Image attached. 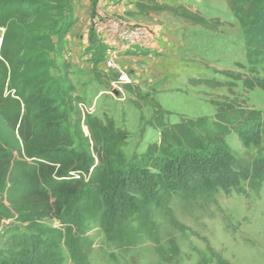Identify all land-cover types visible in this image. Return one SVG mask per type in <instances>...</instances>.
<instances>
[{
	"label": "trees",
	"instance_id": "trees-1",
	"mask_svg": "<svg viewBox=\"0 0 264 264\" xmlns=\"http://www.w3.org/2000/svg\"><path fill=\"white\" fill-rule=\"evenodd\" d=\"M136 6L143 16L168 12L212 32L224 26L187 6L158 0ZM74 25L70 0H0V219L28 224L26 234L0 250V264H63V248L73 264H90L86 225L92 221L119 243L126 218L153 232L155 211H172L177 199L212 204L221 192H258L264 183V159L242 156L227 142L237 133L246 152L260 149L264 112L232 104L219 105L212 122L201 117L167 124L171 112L147 95L160 142L128 160L122 150L127 132L113 121L83 117L69 67L58 80L51 74L49 52L62 58ZM223 74L246 90L264 91V77ZM189 84L221 85L209 79ZM53 218L60 227L43 224Z\"/></svg>",
	"mask_w": 264,
	"mask_h": 264
},
{
	"label": "rangeland",
	"instance_id": "rangeland-1",
	"mask_svg": "<svg viewBox=\"0 0 264 264\" xmlns=\"http://www.w3.org/2000/svg\"><path fill=\"white\" fill-rule=\"evenodd\" d=\"M158 1L175 7H190L208 19L220 18L224 26L212 32L185 23L168 12L143 16L136 6L138 0H90L92 13L89 11L87 15L102 24L104 32L113 33L109 28L113 20L126 19L131 25L149 29L156 43L154 51L131 57L132 65H128L135 71L141 68L140 76L116 59L136 83L126 87L130 91L126 102H119L109 94L100 97L92 116L104 124L113 121L117 128L128 133L122 147L128 160L160 140V131L150 125L154 110L148 104L147 95L155 100L159 95L161 102L157 101L171 112L164 118L167 124L201 117H208L212 122L219 105L232 104L238 109L264 112L263 90H246L242 81L223 74L229 72L250 79L264 77V0ZM75 3L81 8L86 6V0H70L72 7ZM111 5L116 11L109 17L107 7ZM94 43L91 45L95 48L96 59L92 71L96 80H103L108 90L114 75L99 71L101 65L104 71L106 48L102 43L97 44V40ZM49 57L54 79H60L68 66L73 82L71 65L55 52H49ZM120 61L127 62L124 56ZM143 74L148 76L146 83L138 85L137 80L143 79ZM190 79H209L221 85H191ZM169 82H173L172 85L168 86ZM89 89H85L88 97L81 103H95ZM82 125L88 135L84 121ZM239 139L237 133H232L227 142L242 156L248 154L249 159H264V138L260 149L249 152L243 149ZM18 220L17 217L0 219V250L12 245L13 237L26 234L28 224ZM154 221L155 231L149 232L141 230L133 217L122 220L123 238L119 243L110 241L98 222L88 223L86 236L93 244L89 251L90 264H264V183L258 192L248 189L242 193L221 192L212 204L177 199L172 211H155ZM43 224L60 227L55 218L44 220ZM63 257V264H73L67 248H63Z\"/></svg>",
	"mask_w": 264,
	"mask_h": 264
},
{
	"label": "crops",
	"instance_id": "crops-1",
	"mask_svg": "<svg viewBox=\"0 0 264 264\" xmlns=\"http://www.w3.org/2000/svg\"><path fill=\"white\" fill-rule=\"evenodd\" d=\"M99 4L102 5L101 1L99 2ZM104 5H109V4L105 3ZM91 9L92 6L90 0H86V6L84 8H81V6H79L78 3H75V25L73 26L72 30L65 39V48L62 56L63 60L67 61L71 65L72 80L76 87V93L78 96H80L83 99H86L88 97L87 95L88 89L86 93L84 92L86 88L91 89L90 93H92L91 95L92 98H97L101 92H106L107 90L105 89L106 85L103 83V80L97 81L96 80L97 78L92 71V68L94 67L93 62L96 59L95 58L96 51L91 44H95L94 43L95 40H97V44L102 43L105 46L106 51L104 52V57L110 54L114 55L122 66L126 67V69L130 68L134 71H135L134 67L128 65V64L132 65L131 57L134 54L140 55L147 53V51L152 52L154 51L156 46L153 36V40L149 45L144 46L142 48H137L136 50L133 51H125L124 48L122 47V44L119 42L118 38L113 33L104 32L103 27H101L102 24L94 21L91 15H87L89 11L90 13H92ZM117 9H122V8L118 7ZM107 11L110 12L107 13L108 16L111 17L113 12L116 11V7H113L111 5L107 7ZM123 56L124 58H126L127 62L122 63L120 61V58H122ZM139 57L142 58V56ZM147 66L149 67V65ZM101 67H99V71L109 76V74L107 72H104ZM135 72H136V76H140L138 72L143 73V70L140 68ZM143 76H144L143 79L137 80L138 85H143L146 83L148 76L144 74ZM155 83L158 82L155 81ZM172 83L173 82H169L168 86L172 85ZM83 85L86 88L81 87ZM161 89H157V90H161ZM165 89H167V87ZM127 92L130 93V91L128 90ZM156 97L157 100L161 102L159 95H156ZM99 99L100 98H98V101ZM159 141H157L156 143H158Z\"/></svg>",
	"mask_w": 264,
	"mask_h": 264
},
{
	"label": "built area",
	"instance_id": "built-area-1",
	"mask_svg": "<svg viewBox=\"0 0 264 264\" xmlns=\"http://www.w3.org/2000/svg\"><path fill=\"white\" fill-rule=\"evenodd\" d=\"M110 30L118 38L119 42L125 51H133L137 48H142L149 45L153 40V35L151 31L141 25H131V23L126 19L113 20L109 25ZM104 71L108 74H113L109 83V89L106 92H101L97 98H95V103L88 105L86 103H80L79 108L85 116H93L96 112L97 100L100 97L109 94L113 96L119 102H126L128 100V92L126 87L135 85V78L125 69L120 67L116 62V57L114 55H107L104 60ZM72 178L81 179L79 173H70ZM85 181H89V177L83 176ZM6 220H3L5 222ZM7 223V221H6ZM2 228L0 224V229Z\"/></svg>",
	"mask_w": 264,
	"mask_h": 264
},
{
	"label": "water",
	"instance_id": "water-1",
	"mask_svg": "<svg viewBox=\"0 0 264 264\" xmlns=\"http://www.w3.org/2000/svg\"><path fill=\"white\" fill-rule=\"evenodd\" d=\"M0 44H1V42H0Z\"/></svg>",
	"mask_w": 264,
	"mask_h": 264
}]
</instances>
